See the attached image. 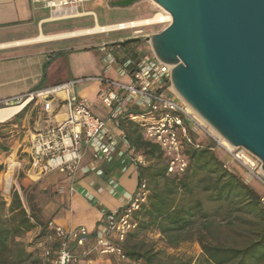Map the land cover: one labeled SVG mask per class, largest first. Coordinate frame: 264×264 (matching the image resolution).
Segmentation results:
<instances>
[{"label":"crops","instance_id":"1","mask_svg":"<svg viewBox=\"0 0 264 264\" xmlns=\"http://www.w3.org/2000/svg\"><path fill=\"white\" fill-rule=\"evenodd\" d=\"M100 1L111 10L140 9L137 3L123 8L109 6L108 0ZM96 6V0H92L81 9L91 14L70 20L93 18V25L87 27L99 25ZM148 15L149 10L139 17L146 18ZM50 18L48 10L34 6L31 0H0V102L77 79L103 78L129 84L131 73L141 62L155 58L150 43L144 37H133L132 34L116 40H92V37L103 36L97 34L35 41L44 35L59 36L69 31L88 29L77 25L79 27L66 30L63 22L69 20L53 21ZM85 23L89 22L81 25ZM105 25L110 24L99 26ZM128 39L140 41L122 44ZM109 89L123 96L122 91L105 82L86 81L76 86L79 96L90 101L93 114L107 122L108 138L116 141L117 147L110 161L96 162L93 150L84 146L85 155L74 176L60 172L39 175L30 166L28 148L32 137L66 119V108L59 101L53 102L52 113L45 112L42 101L30 103L0 124V165L4 167L0 175L7 186L19 180V190L16 191L20 196L23 195L20 183L25 185L33 194V203L40 209V218L44 223L67 230L84 227L94 234L103 212L119 210L127 196L137 191L140 167L148 164L127 135L133 129L142 135L138 123L130 116L143 114L144 110L134 102H123L119 112L116 106L106 107L100 100V93ZM166 93L172 91L167 89ZM198 139L203 142L201 136ZM12 163L15 165L12 166ZM10 171L11 184L6 178ZM93 245L94 237L76 253L82 254ZM93 259L105 264L98 256H93Z\"/></svg>","mask_w":264,"mask_h":264},{"label":"built area","instance_id":"2","mask_svg":"<svg viewBox=\"0 0 264 264\" xmlns=\"http://www.w3.org/2000/svg\"><path fill=\"white\" fill-rule=\"evenodd\" d=\"M31 2L34 6L48 10L51 14L50 20L53 21L77 19L91 14L81 9L92 0H31ZM159 8L164 15L170 16L166 10ZM171 22L172 20L167 19L165 22L143 27L161 25L165 29ZM128 30H133L136 36L143 34L142 26ZM147 37L149 42L151 36ZM172 69L155 56L153 60L141 62L131 73L129 84L103 78L71 80L2 101L0 109L16 106L23 108L30 103L42 101L45 112L52 113L53 102L59 101L66 108V119L32 137L28 148L30 166L39 175L60 172L74 176L85 155L84 146L93 150L96 162L110 161L116 152L117 142L108 138L107 122L93 114L90 101L80 97L76 90L78 84L86 81L105 82L122 91L123 96L113 89L103 90L100 93L103 105L109 108L116 106L119 112L123 102H134L144 110L143 114L131 115L130 119L138 123L146 141L157 144L163 151L169 175L182 176L187 172L189 161L184 153L186 147L203 148L200 142H195L192 138L190 134L192 131L206 137L213 145L212 150L223 152L231 163L240 167L246 175L244 181L247 184L257 182L264 191L261 161L246 149L227 143L202 117L190 110L172 87ZM167 89L172 93H166ZM2 123L0 120V124ZM225 167L231 170L228 163H225ZM149 194L148 184L145 181L140 182L137 191L127 196L119 210L103 212L101 223L94 234L84 227L67 230L50 223L49 228L53 235L37 245L41 263L99 264L93 259V256H98L105 264H140L125 254L124 244L128 236L137 229L136 215L147 204ZM261 202L264 207V193L261 195ZM92 237L93 247L82 254H77L76 250L85 248ZM55 244L56 251L53 250Z\"/></svg>","mask_w":264,"mask_h":264},{"label":"trees","instance_id":"3","mask_svg":"<svg viewBox=\"0 0 264 264\" xmlns=\"http://www.w3.org/2000/svg\"><path fill=\"white\" fill-rule=\"evenodd\" d=\"M190 134L203 148L186 147L187 172L171 176L160 147L146 141L136 129L128 133L131 144L148 163L140 167V182L148 184L150 194L147 204L136 215L138 227L124 244L125 254L140 264H166L160 258L161 253L147 246L150 236L158 234L172 247L195 237L202 249V264H264L261 195L225 167L219 151L212 150L209 140L201 142L199 134L192 131ZM3 169L0 165V172ZM20 185L25 204L18 191L13 193L9 205L0 192V264L36 263L29 249L53 235L49 223L40 218L33 194ZM218 218L228 226L241 225L237 239L229 243L220 239L216 231L221 225ZM32 232H37L34 242L26 246L21 239ZM56 248L55 244L53 250ZM170 264H192V261Z\"/></svg>","mask_w":264,"mask_h":264},{"label":"water","instance_id":"4","mask_svg":"<svg viewBox=\"0 0 264 264\" xmlns=\"http://www.w3.org/2000/svg\"><path fill=\"white\" fill-rule=\"evenodd\" d=\"M152 1L172 16L149 43L173 67L174 91L228 143L257 157L264 173V0Z\"/></svg>","mask_w":264,"mask_h":264},{"label":"rangeland","instance_id":"5","mask_svg":"<svg viewBox=\"0 0 264 264\" xmlns=\"http://www.w3.org/2000/svg\"><path fill=\"white\" fill-rule=\"evenodd\" d=\"M109 3V2H108ZM145 4V5H144ZM96 7H95V11L99 16V22L100 24H114V23H118V22H125L134 18H137L139 16H141L142 13H144V11L149 10L150 11V15H148L146 18H150L152 16H154L156 13L161 12L160 8L152 1V0H141L139 2H137L138 7H140V9L135 8L134 10H129V9H124L120 11L119 10H111V9H107L106 6L102 5L100 0H96ZM142 5H144L142 7ZM110 6V3H109ZM145 18L139 17L137 20H142ZM91 20H93V18H84V19H79V20H69V21H65L63 22V24L65 25V28H67L66 30H70L72 28L75 27H87V26H92L93 22H91ZM84 22H89V23H85L83 24V26L81 25ZM99 24V25H100ZM79 25V26H77ZM87 27V28H89ZM86 29V28H83ZM164 29V26L161 25H156V26H150V27H142L143 30V34L140 36H136L133 32V30H128V31H123V32H109L108 33H103L101 35L103 36H95L92 37V40H97V41H101V40H116L119 38H124L126 36H129L130 34L133 35V37H144L145 41H148V37L147 36H152L155 33H159ZM78 30H82V29H78ZM70 32V31H69ZM142 44V43H141ZM176 93V92H175ZM5 108V107H2ZM201 136V140H203L204 142H207V138L204 137L203 135ZM218 156L225 162L228 163L229 167H230V171L237 173L238 175H240L242 177L243 180L246 179V175L244 173V171L238 167L237 165L231 163L228 159V157L225 156V154L223 152H218ZM147 163V161H146ZM148 164V163H147ZM251 187H253L255 189V191L260 194L263 195L264 191L262 186L257 183V182H252ZM11 187V188H10ZM19 190V180L18 183L16 184H12V186L6 184L5 179L3 180V177L0 175V192L2 194V197L7 201L8 205L10 204V199L13 195V193ZM23 197V198H22ZM21 199L24 200V204H25V199L24 196L21 195ZM218 223H220L221 225H219V227L216 228V231L219 233L220 239L223 241H227L228 243L232 241V239H237V232L241 231V225H236L234 226H228L229 224L223 222L220 218H218ZM243 227V226H242ZM36 236V232H32L31 234H26L21 241L26 245H31L34 242ZM147 246L150 248H154V251L156 253H161L160 254V258L162 260V262L164 263H176L178 261H192V264H202L204 257L202 254V249L200 244L198 243V241L196 240L195 237H193L191 240H187L182 242L179 246L177 247H172L170 246L168 243H166L164 240H162V238H160V236L158 234H153L150 236V239L147 241ZM30 252L32 253V257L34 261H37L36 263H27V264H40L39 261L40 260V256H39V250H37L36 246H33L32 248L29 249Z\"/></svg>","mask_w":264,"mask_h":264},{"label":"bare ground","instance_id":"6","mask_svg":"<svg viewBox=\"0 0 264 264\" xmlns=\"http://www.w3.org/2000/svg\"><path fill=\"white\" fill-rule=\"evenodd\" d=\"M158 7H160V6H158ZM167 19H168V21H171L172 20L171 15L166 16V15H164V13L158 12L150 18H145L142 20H132V21L120 22L117 24H110V25H105V26H99L98 24H95V26L92 28L70 31V32L60 34L59 36H45L44 35V36H41L40 38L36 39L35 41H48V40H54V39H60L61 40V39L73 38V37L92 36V35L103 34V33L111 32V31H116V30H128L131 28H136V27H141V26L143 27V26L151 25V24L157 23V22H159V23L165 22V21H167ZM188 107L190 108V110L194 111L189 105H188ZM21 108H22L21 106H16V107L0 109V120L6 121V120L10 119ZM14 165L15 164H13L12 166H14ZM11 173H12V171H10L6 175V178H7L9 184H11L10 182L12 180Z\"/></svg>","mask_w":264,"mask_h":264},{"label":"flooded vegetation","instance_id":"7","mask_svg":"<svg viewBox=\"0 0 264 264\" xmlns=\"http://www.w3.org/2000/svg\"><path fill=\"white\" fill-rule=\"evenodd\" d=\"M108 1H109L110 5H115L116 6V3L124 1V0H108Z\"/></svg>","mask_w":264,"mask_h":264}]
</instances>
